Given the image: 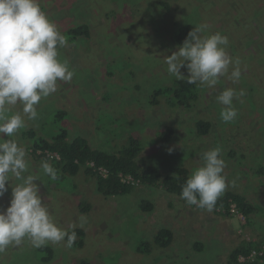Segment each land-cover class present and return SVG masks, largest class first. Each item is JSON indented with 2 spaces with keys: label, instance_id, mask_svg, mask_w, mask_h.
I'll return each mask as SVG.
<instances>
[{
  "label": "rangeland",
  "instance_id": "374dc122",
  "mask_svg": "<svg viewBox=\"0 0 264 264\" xmlns=\"http://www.w3.org/2000/svg\"><path fill=\"white\" fill-rule=\"evenodd\" d=\"M39 4L60 32L86 24L90 36L66 35L68 43L59 49V58L68 62L74 76L70 82L59 81L57 91L40 101L37 119L25 118L26 127L15 139L27 149L30 174L39 177V194L54 222L65 230L77 224L86 236L80 249L65 242L46 245L52 250L48 262L40 260V247L25 240L0 253V264H79L83 258L89 264H231V248L264 246V0H39ZM187 23L194 27L207 23L211 33L228 37L229 55L241 61L238 83L221 77L218 85L205 88L167 73L165 58L177 51L175 34ZM180 71L187 77L186 67ZM225 88L244 92L234 100L238 115L230 123L221 121L223 106L216 99ZM178 89L182 98L174 94ZM178 99L187 100V105L180 106ZM20 109L16 105L11 111ZM58 111L64 112L60 122L55 121ZM199 119L211 122L208 134L197 132L194 122ZM59 125L67 139L81 136L92 148L109 153L136 138L141 149L137 163L155 165L163 176L173 174L176 167L186 169L189 176L202 166L203 153L219 146L226 162L223 175L234 181L223 194H242L256 211L248 219L235 211L223 217L187 205L162 186L138 184L127 194L104 196L94 177L83 170L63 181L44 176L43 160L33 158L30 138L22 133L33 129L36 137L51 139ZM166 127L174 135L158 144L156 138ZM11 183L15 186L16 181ZM6 188L0 211L11 200L10 184ZM143 199L152 202L151 212L137 206ZM82 200L90 203L88 211L79 209ZM81 215L87 217L83 227L78 226ZM164 227L172 231L171 244L162 248L151 243L149 253L137 252L140 241L150 242ZM254 264H264V259Z\"/></svg>",
  "mask_w": 264,
  "mask_h": 264
},
{
  "label": "clouds",
  "instance_id": "9594fccd",
  "mask_svg": "<svg viewBox=\"0 0 264 264\" xmlns=\"http://www.w3.org/2000/svg\"><path fill=\"white\" fill-rule=\"evenodd\" d=\"M67 43L41 10L39 0H0V196L7 191L6 184L12 189L9 206L0 211V253L25 240L37 248L61 242L71 247L77 238L75 231L69 233L54 222L39 194V177L30 174L27 149L15 139L26 127L25 118L37 119V105L57 91L58 82L72 80L74 71L59 58V49ZM229 43L226 35L211 33L207 23L198 24L177 51L165 58L166 71L176 80L186 79L205 88L218 85L221 77L238 83L241 61L229 55ZM182 67L187 68V77L181 73ZM243 95V90L225 88L217 96L223 106L219 113L222 122L236 119L234 100ZM16 105L21 106L20 111L12 112ZM202 159V166L195 168L181 186L180 199L211 212L234 181L223 175L226 162L221 147L207 150ZM40 170L44 176L56 178L57 170L48 161L41 162ZM86 223V216L78 217V226Z\"/></svg>",
  "mask_w": 264,
  "mask_h": 264
},
{
  "label": "trees",
  "instance_id": "16d2710c",
  "mask_svg": "<svg viewBox=\"0 0 264 264\" xmlns=\"http://www.w3.org/2000/svg\"><path fill=\"white\" fill-rule=\"evenodd\" d=\"M195 28L193 24H184L180 26L175 34V42L181 45L187 37L188 32ZM65 37L66 35L73 36H85L89 38L90 31L86 24L72 27L65 32H61ZM67 39V38H66ZM169 88V87H167ZM161 91H155L153 94V102ZM182 98L184 95L182 91L178 89L174 92L175 96ZM180 106L187 105V100H179ZM183 104V105H182ZM185 104V105H184ZM55 117V115H54ZM64 118V112L58 111L55 117V121H61ZM196 130L200 135L208 134L211 127L210 121L199 119L194 122ZM59 130L51 139H45L42 137H36L33 129L24 131L22 137L30 138L29 148L31 155L34 159L48 161L56 170L57 175L55 179L63 181L64 176H75L79 171L83 170L85 175L93 176L96 182V189L104 196H117L124 195L131 192L134 188V184L128 182H122V177L131 175L134 182H138L139 185L145 187H158L162 186L167 192L176 194L180 198L181 186L184 184L188 177L186 169L176 167L173 174L163 176L159 168L155 165L140 166L136 161V156L140 152V145L136 138H130L128 146L122 147L117 153H109L104 150L92 148L87 139L81 136H76L72 139H67L66 131L59 125ZM173 129L166 127L160 132L156 138L158 144H165L173 137ZM57 154L58 158L52 156ZM93 163V165H90ZM101 167L107 171L105 175L98 172V168ZM262 170L259 169V174ZM234 204V209L240 212L245 219L249 218V215L256 211L255 205H253L246 197L235 191H227L217 201L213 211L221 216L230 217L232 214L231 206ZM137 206L144 213H149L153 210L154 206L149 199H143L137 202ZM90 203L86 200H82L79 203V209L82 211H88ZM195 207V206H194ZM69 233L75 231L76 240L72 244V248L80 249L84 246V237L86 236L85 230L79 227L67 230ZM172 241V231L168 228L158 229L150 242L140 241L137 245V252L149 253V245L151 243L156 244L159 247H167ZM200 250V247H196ZM40 260L46 261L51 257L52 250L48 246L39 248ZM254 252V253H253ZM254 255L252 258H248L250 255ZM245 257V260L239 258ZM264 259V246L262 244L252 245L243 244L231 248L229 252V262L231 264H247V260L250 264H254L257 261ZM79 264H89L88 259H81Z\"/></svg>",
  "mask_w": 264,
  "mask_h": 264
},
{
  "label": "built area",
  "instance_id": "2783aa9c",
  "mask_svg": "<svg viewBox=\"0 0 264 264\" xmlns=\"http://www.w3.org/2000/svg\"><path fill=\"white\" fill-rule=\"evenodd\" d=\"M52 156H55L56 158H58L57 154H52ZM90 165H93V163H90ZM98 172L101 173L102 175H105L107 173V171L105 169L101 168V167L98 168ZM122 182L138 184V182H134V179H133V177L131 175L122 177ZM231 211L232 212L235 211L234 206H231Z\"/></svg>",
  "mask_w": 264,
  "mask_h": 264
}]
</instances>
